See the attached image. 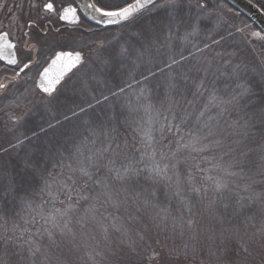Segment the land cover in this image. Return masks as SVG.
<instances>
[{"label": "snow or ice", "instance_id": "6c2138e0", "mask_svg": "<svg viewBox=\"0 0 264 264\" xmlns=\"http://www.w3.org/2000/svg\"><path fill=\"white\" fill-rule=\"evenodd\" d=\"M25 3L26 18L0 27V154L36 139L21 130L37 95L45 106L65 91L80 102L48 124L63 129L55 146L26 154L30 193L19 197L0 165V191L28 210L22 227L0 208V264H264V29L237 24L221 0H20L15 12ZM149 6L158 14L147 25L105 35ZM181 34L197 43L178 48ZM90 61L122 83L93 76L102 88L83 78L77 88Z\"/></svg>", "mask_w": 264, "mask_h": 264}, {"label": "trees", "instance_id": "16d2710c", "mask_svg": "<svg viewBox=\"0 0 264 264\" xmlns=\"http://www.w3.org/2000/svg\"><path fill=\"white\" fill-rule=\"evenodd\" d=\"M257 4V0H252ZM222 3L226 5V8H230L234 12L237 13L236 17L238 18L236 20V23L239 24L241 22L249 23L254 29L259 30L258 27L252 23L245 15L241 14L239 11H237L235 8H233L231 5H229L224 0H221ZM258 5V4H257ZM264 11V9H262ZM158 14V9L149 7L148 10H145L142 15L139 17V23L133 22L131 23L127 28H121L116 25L108 26L107 32H105V35H116L117 33H123L124 38H127L132 32L137 31L141 28L142 25H147L151 21H153ZM85 23L92 24L88 20L85 21ZM95 25V24H94ZM97 26L99 29L103 30L102 27ZM134 39V38H133ZM189 40L192 43H187L183 41L182 34L179 37H173V41L176 44V46L179 48L181 44H186L187 47L191 48L193 43H197L196 38L189 37ZM194 50V49H193ZM4 67L3 63L0 61V70ZM75 71V70H74ZM121 71H124L123 69ZM113 72L114 68L112 65H108L105 67H101L97 65L94 61H90L89 67L87 69H83L80 72L76 73V77H74V82L77 84V88L80 87V84L78 82L77 78H83L88 86L90 88H102L103 85L98 86L97 80H93V76L102 77L103 80L108 81L109 87H114L117 83H122L123 78L120 80L113 79ZM87 73V75H85ZM163 83V81H161ZM133 88L136 89L137 86L133 83ZM104 91H107V89H103ZM99 95V91L96 93ZM128 94L135 99V93L133 90L129 89ZM257 96L264 95V93L261 92L259 88L256 89ZM79 103L80 100L72 95L71 92L65 91L63 95H61L57 101H54L52 105L45 106L43 103L40 102V100L35 101V107L32 110V113L27 117V123L25 124L24 128L21 130L25 132L27 135L31 136L32 132L37 133L36 139L33 140L32 144H26L24 149L22 151H12L8 154H0V165H3L6 169L9 177H14L17 181L18 185L20 186L19 191V197L25 196V189H27V185L24 183V179L28 177L29 172L24 167V159L26 154L34 148V146H55L57 140L60 137V133L63 130L61 127H57L55 129L48 128V124L52 123L55 124L57 120L63 121V114L68 111V108L74 107V103ZM147 101H145L146 103ZM156 103V106L159 107V103L156 101H153ZM70 115V113H69ZM140 117H143L144 119H147L146 114L141 110L139 113ZM123 120V118H121ZM73 122L75 123V118H73ZM64 127H70L66 122L64 123ZM41 128H43L45 131H41ZM121 132L124 133L128 131L125 127L121 126L120 128ZM7 139V137L3 134V128L0 127V142H3ZM129 139H131V136H129ZM5 146L6 143H5ZM8 177H2L0 176V184H7ZM27 191L30 193L31 189H27ZM38 199V197H37ZM19 204V199L16 198L15 193H11L8 195H5L3 191H0V208H6L9 213V224L11 225V222L14 220L17 224L20 226H24V219L27 217L28 210L23 205L17 206ZM14 213H19V215H14ZM34 230V229H33ZM2 250V249H0ZM10 251H12L10 249ZM86 259V257H85ZM17 261V257L12 256L11 257V264H15ZM183 257L180 258L179 261L172 260L171 264H182ZM183 264H199V260L193 261L191 258L187 262H183Z\"/></svg>", "mask_w": 264, "mask_h": 264}, {"label": "rangeland", "instance_id": "374dc122", "mask_svg": "<svg viewBox=\"0 0 264 264\" xmlns=\"http://www.w3.org/2000/svg\"><path fill=\"white\" fill-rule=\"evenodd\" d=\"M125 2V0H114V1H112L111 3H109L108 5H115V4H123ZM6 3H7V6L8 7H11V8H13L14 9V12L13 13H9L8 11H7V8H5V9H3V10H0V27H5V28H7L8 27V24H9V20L11 19V17H12V15H20L22 18H26V12H27V4L25 3V6H24V11H22V12H15V5L16 4H18V3H20V0H6ZM107 4V3H106ZM227 9H230V8H227ZM231 12L233 13V14H235V15H237V13L236 12H234L233 10H231ZM245 23H247V22H245ZM248 25H250L249 23H247ZM251 26V25H250ZM251 28H252V30H256V29H254L252 26H251ZM11 31H12V33L13 34H16V36H19V35H17V30H16V28H12L11 29ZM256 31H259V30H256ZM68 32H70V31H67V30H64V36L66 37L67 36V34H68ZM20 34V33H19ZM63 39V38H62ZM257 47H258V44H257ZM51 54V53H50ZM45 59H46V57H41V63L43 64L44 63V61H45ZM3 71V68H2V70H0V72H2ZM36 72H37V69H35V68H33L32 69V71L30 72V75L31 76H33V77H35V75H36ZM29 83H31V82H29ZM37 100H40V97L37 95L36 97H34V102L35 101H37ZM0 127H2V125H0Z\"/></svg>", "mask_w": 264, "mask_h": 264}, {"label": "water", "instance_id": "95a60500", "mask_svg": "<svg viewBox=\"0 0 264 264\" xmlns=\"http://www.w3.org/2000/svg\"><path fill=\"white\" fill-rule=\"evenodd\" d=\"M241 14L245 15L259 30L264 29V11L252 0H224ZM151 7V6H149ZM92 24L96 22L86 19ZM112 26V25H111ZM102 27L103 26H99Z\"/></svg>", "mask_w": 264, "mask_h": 264}, {"label": "flooded vegetation", "instance_id": "af4514ba", "mask_svg": "<svg viewBox=\"0 0 264 264\" xmlns=\"http://www.w3.org/2000/svg\"><path fill=\"white\" fill-rule=\"evenodd\" d=\"M112 1H114V0H101V2L102 3H104V4H109V3H111ZM116 1V0H115ZM85 21H86V19L84 20V24L86 25V26H90V27H92V28H98L97 26H95L94 24H89V23H85ZM3 27V26H2ZM55 27H60V28H62V30L64 31V30H67V31H71V26H67V25H64L63 24V22H59V23H57V24H55L54 25V28ZM5 28V27H4ZM5 29H7V28H5ZM54 30V29H53ZM14 36H16V34H13ZM17 35H20L19 34V32H17ZM2 62V61H1ZM42 62V61H41ZM3 63V62H2ZM36 69V68H35Z\"/></svg>", "mask_w": 264, "mask_h": 264}]
</instances>
